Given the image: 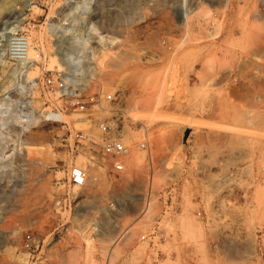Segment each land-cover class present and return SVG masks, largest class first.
I'll return each mask as SVG.
<instances>
[{
    "label": "rangeland",
    "instance_id": "rangeland-1",
    "mask_svg": "<svg viewBox=\"0 0 264 264\" xmlns=\"http://www.w3.org/2000/svg\"><path fill=\"white\" fill-rule=\"evenodd\" d=\"M23 2L0 11V125L10 129L0 134V264H30L28 228L54 243L55 264H264V0ZM13 31L38 53L20 81L5 51ZM73 35L98 38L75 53L74 77L84 91H120L131 146L119 177L77 154L87 179L74 187L59 146L66 126H21L31 104L42 114L61 104L27 81L66 66L58 50ZM70 112L62 119L77 128L83 114ZM84 126L97 149L101 131Z\"/></svg>",
    "mask_w": 264,
    "mask_h": 264
},
{
    "label": "built area",
    "instance_id": "built-area-1",
    "mask_svg": "<svg viewBox=\"0 0 264 264\" xmlns=\"http://www.w3.org/2000/svg\"><path fill=\"white\" fill-rule=\"evenodd\" d=\"M90 42L97 43L98 40L93 37V40H89ZM29 45V36L26 32L13 31L7 34L5 51L8 58L13 62V69L19 81L22 80V74H26L27 69L34 61L28 55ZM89 52H96V50L91 49ZM75 67L77 66L74 64L72 66L64 65L61 68L42 70L40 76L27 81L29 86L33 85L35 87L39 85L47 93L56 95L61 100V104L51 100L52 102L49 104L51 107L46 111L49 115L44 118L50 123L58 122L62 126H66L60 138L59 146L67 159L64 180L72 187L85 185L87 179L84 165L75 162L77 154L86 153L84 155L88 161L90 160L92 166H95L98 170H103L106 176L119 177L120 173L125 171L126 157L131 148L125 138L124 126L126 122L115 108V105L119 102L120 91H103L101 88L93 91H84V87L88 85L85 83L86 81L75 78L70 73ZM81 68H83V65L78 63V70ZM102 101L109 102V107L101 106ZM100 107H103L107 113L100 120L95 121L94 112ZM1 110L2 108H0ZM69 110L71 111L70 113L79 112L83 114L76 117L79 125L77 128H70L67 121L57 116V112ZM4 111L8 113L9 109L5 108ZM85 123L96 125L101 131V144L97 149L93 148L91 143H89L94 138L91 130L92 126L86 128L84 126ZM7 124L5 122L4 126L0 125V134L1 132L10 133ZM84 141L86 143H83ZM137 146L146 149V141H139ZM4 154L7 156L9 152L5 151ZM97 177L96 174H93L91 179L97 180ZM58 197L55 202L58 207H62L63 210L70 207V201L72 200L70 197L67 195L59 199ZM53 245L54 243L44 242V237L32 228L25 230L21 238V246L27 252L30 264H55L54 261H51L49 252Z\"/></svg>",
    "mask_w": 264,
    "mask_h": 264
},
{
    "label": "bare ground",
    "instance_id": "bare-ground-1",
    "mask_svg": "<svg viewBox=\"0 0 264 264\" xmlns=\"http://www.w3.org/2000/svg\"><path fill=\"white\" fill-rule=\"evenodd\" d=\"M15 1H17V0H2L0 3V11L7 10L8 8H10L12 3ZM31 1L32 0H24L23 3H24V5H27ZM87 27L89 30H92L93 32L96 33V35H94V36H98L97 35L98 32L95 31L96 26L92 22L89 23ZM97 39L98 38H96V40ZM87 45H88V38L87 37H84L82 35H80V36L79 35H73L68 40V44H67L66 48L64 50L61 48H60V50H58V52L60 53V57L62 59V62L67 63L66 66H72L74 64L77 66L70 71V73L73 74V77H74V75H76V70H78V63H79V58L76 57L75 53L86 49ZM36 50H37V47L35 46V44L32 46L29 45L28 55L30 58H33V60H34V56L35 57L38 56V53H36V55L34 53V52H36ZM88 68H89V66H88ZM88 68H86V69H88ZM85 72H87V71H85ZM93 72H94V69L89 68L88 74L85 77H90L93 74ZM31 88H33V85ZM30 104H31V102H30V100H28V105L30 106ZM48 115H49L48 112H45L44 114H42L41 111H38L37 108L35 106H32V104H31L30 109L27 110V112L25 113V118L22 119L23 122H22L21 126L23 129H28L32 124L39 122L40 117L44 118L45 116H48ZM57 116H59L61 119L63 118L61 111L57 112ZM0 225H1V223H0Z\"/></svg>",
    "mask_w": 264,
    "mask_h": 264
}]
</instances>
